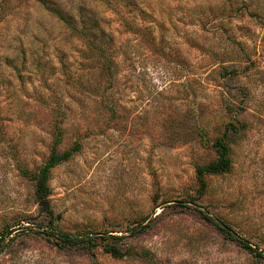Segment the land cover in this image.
<instances>
[{
  "label": "rangeland",
  "instance_id": "1",
  "mask_svg": "<svg viewBox=\"0 0 264 264\" xmlns=\"http://www.w3.org/2000/svg\"><path fill=\"white\" fill-rule=\"evenodd\" d=\"M45 2L0 1V264H264V0Z\"/></svg>",
  "mask_w": 264,
  "mask_h": 264
},
{
  "label": "trees",
  "instance_id": "2",
  "mask_svg": "<svg viewBox=\"0 0 264 264\" xmlns=\"http://www.w3.org/2000/svg\"><path fill=\"white\" fill-rule=\"evenodd\" d=\"M4 3H6V0H0ZM37 1L39 4H41L44 8L50 9V11L59 17V19H62L65 21L63 15L58 12L57 10H53L47 6V3L45 0H34ZM232 128V125H230ZM213 147L215 148L217 158L209 163L206 166L200 167L196 169V176L197 180L200 184L201 187H203L204 182H203V175L208 173V174H217L226 171L228 167V158H227V149L224 143V140L222 138L216 140L213 143ZM77 145L74 144L72 147L69 149L62 151V152H57L55 151L54 148L51 149L46 161L41 165V167L36 171V173L33 174V181H35L34 184V198L35 201L38 205V208L40 212L44 213L45 217L47 218V225L52 227L53 222H54V215L52 212V209L50 207L49 203V195H50V190L47 185V180H48V174L51 168H53L55 165L64 162L68 160L73 152L77 151ZM24 173V172H23ZM201 213V212H200ZM201 215H203L201 213ZM205 221H207L210 225L215 227L217 230L222 232L225 236H227L230 239H233L237 241L233 236L232 232L229 228V226L223 222H219L217 220H213L205 215H203ZM145 228V226H141L139 228V231H142ZM108 239L110 240H116L118 239L117 237L113 235H107ZM86 240H83L82 238H77V237H71L68 234L65 233H58L55 236V244L58 247H73L79 245V243H86L87 245H91L92 239L89 237L85 238ZM240 246L243 248L252 251L251 248L246 246V244L239 242ZM4 249V244L2 243V240H0V252ZM111 255L113 256H118V251L115 248H109L107 250Z\"/></svg>",
  "mask_w": 264,
  "mask_h": 264
}]
</instances>
